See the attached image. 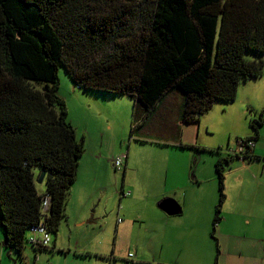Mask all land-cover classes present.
Returning a JSON list of instances; mask_svg holds the SVG:
<instances>
[{
  "label": "trees",
  "instance_id": "trees-1",
  "mask_svg": "<svg viewBox=\"0 0 264 264\" xmlns=\"http://www.w3.org/2000/svg\"><path fill=\"white\" fill-rule=\"evenodd\" d=\"M247 52L264 53V0H0V226L16 264H26V234L39 224L45 198L52 242L34 250L54 251L84 153L56 95L60 66L80 90L131 97L135 141L173 89L184 95V124H198L216 101L234 102L243 81L264 74V61L247 59ZM263 113L251 120L254 137L215 163V241L225 165L261 159L247 143L256 140ZM177 147L206 150L196 143Z\"/></svg>",
  "mask_w": 264,
  "mask_h": 264
},
{
  "label": "crops",
  "instance_id": "crops-1",
  "mask_svg": "<svg viewBox=\"0 0 264 264\" xmlns=\"http://www.w3.org/2000/svg\"><path fill=\"white\" fill-rule=\"evenodd\" d=\"M237 94L241 95L242 101L236 102H241L248 110L257 113L264 111V74L255 80L246 81ZM183 107L184 95L179 90L173 89L162 98L153 113L163 108L161 117L165 118V127L171 118H174L177 121V127H180L182 124L179 120L181 118L182 121ZM229 108L234 110L235 107ZM152 114L148 119L154 115ZM245 117H249V115L247 114ZM262 118L264 120V115ZM147 120L144 125L149 123ZM72 127L76 131L75 126L72 125ZM151 137L155 142L149 139ZM248 138L252 137H246V139ZM135 139L143 148L133 149L131 144L135 141L130 139L128 150L125 153V168L122 171L124 179L120 190L126 192L127 188L132 193L130 197L124 198L125 200L122 201V210V207L119 206L121 208L118 216H122V220L121 222L117 221L115 230L117 240L123 241L128 235L133 236L127 255L133 253L135 256L133 260L137 264H200L202 256L205 258L206 264H213L212 245L207 239H205L204 248L201 246L186 248L184 246L183 242L189 243L193 236H187L182 241L177 239L174 242L167 241L176 224L172 225V218L161 212L157 205L164 198H172L180 205L183 214L190 211L191 208L193 209L191 212L194 213L203 206H207L203 227L204 232H207L209 221L213 215L210 210L212 193L205 205L202 204V200L208 193V182L215 179V172L213 175L212 173L208 175L204 169L202 174L198 173L196 177H192L189 174L190 167L192 168L191 164L183 163L176 166L173 161L179 154L182 160L187 159L185 150L177 146L180 143L190 145L183 139L181 129L168 130L165 128L156 134L150 130L139 131ZM253 141L252 151L249 154L261 159L244 162L234 158L228 166L229 172L226 173V198L222 211L225 219L227 216L232 217L231 224L227 222L226 229L236 227L245 230V241L240 248L242 252L237 244H230V249H233L229 256L232 260L231 264H264V122L256 140ZM258 141L259 144L256 143ZM149 146L155 147L150 148ZM235 152L237 153V151ZM230 153L232 154V152H228V154ZM79 180L78 170L76 182L71 188L65 207L67 221L73 217L76 224L87 218L88 209L92 207L91 203L94 201L93 198H89L87 201L83 198L76 199L74 191L80 184ZM130 208H136L137 212L132 213ZM190 233H193V229ZM225 236L228 238L226 234ZM54 244V251H39L45 255L42 264H102V262L104 264L111 256L114 258L112 264H127L128 262L127 255L121 261L114 254L106 256L108 252L103 249L105 244L101 242L94 244V248H91V244L68 246ZM10 252L8 251L9 258L13 255ZM86 253L89 255H85ZM4 255L5 252L0 247V264L3 262L16 264L15 260L12 263L11 258L5 259ZM41 258L39 254H36L33 264H39ZM171 258H174L175 262L171 261ZM224 264L230 263L227 261Z\"/></svg>",
  "mask_w": 264,
  "mask_h": 264
},
{
  "label": "rangeland",
  "instance_id": "rangeland-1",
  "mask_svg": "<svg viewBox=\"0 0 264 264\" xmlns=\"http://www.w3.org/2000/svg\"><path fill=\"white\" fill-rule=\"evenodd\" d=\"M246 58L249 60H253V58L264 60V53L247 52ZM58 80L59 86L56 95L64 101L68 121L75 126L76 131L75 129L74 131L77 134V142L82 143L84 149V153L79 162L80 167L78 168L80 184L77 185L78 188H75L76 190L74 189V194L76 199L83 198V200L87 201L89 198H93L94 201L91 203L92 207L88 209L87 218L83 221H79L76 224L73 217L69 221L67 219L66 221L63 220L60 223L56 238L53 237V241L55 240L56 244H62L63 246L91 244V248H94V244L96 245L101 242L105 244L103 249L108 252L106 256L114 254L121 261L126 257L128 250L131 248L133 236L128 235L126 239L119 241L115 235V230L117 229L118 219L122 220V216H118L119 209L122 207L121 203L125 200L124 198L130 196L122 195L120 185L124 179V174L122 171L116 170L113 167V161L119 156L125 155L128 150L134 120V101L128 96H112L80 90L74 86L63 66L59 67ZM249 80L252 81L255 79ZM245 82L243 81L241 83L237 93ZM72 98L74 99L72 100ZM236 101H242L240 94H237L236 100L231 103L216 101L208 112L200 116L199 124H184L180 118L179 121L182 124L180 127H177V121L174 118L169 119L167 121V127H165V118L161 117L163 108H160V110L154 112V115L152 114L153 116L147 120L149 123L142 126L139 130L140 132L150 130L153 134H156L165 128L168 130L181 129L183 139L186 142L190 144L196 142L197 145L206 149L199 153L192 150H185L184 153H186L187 159L182 160L179 154L173 162L176 166L182 165L183 163L192 165L195 160L196 165L193 177H196L198 173L202 174L204 169L208 175L209 173L213 175L215 172V179L208 182V193L204 195L202 200V204L205 205L212 193V207H210V210L213 215L211 221H209L208 231L204 232L203 229L207 206H203L199 211L194 213L191 212L193 210L191 208L190 211H186L184 214L182 212L180 216L171 217L172 225L173 223L176 225L172 229L167 241L174 242L176 239L182 241L187 236H193V238H190L189 243L183 242L184 246L186 248L194 246L204 248L205 239H207L212 245L213 252L211 257L213 264L216 257L218 264H224L227 261L231 264L232 260L229 256H231L233 249H230V244H237L240 249L245 241L244 229H237L234 226V229H226L227 222L231 224L232 217L227 216L225 219L223 211L221 212L222 220L215 227L214 238L216 241L211 238L213 229L211 223L214 216V208L219 201V182L215 171V163L218 158L225 157L228 152H238L239 144L246 137H254V130L250 126L251 120L255 117L258 119L260 114L263 113V111L257 113L248 110L244 104H241V102L237 103ZM232 106L235 107L234 110L229 108ZM247 114L249 117H245ZM149 139L155 142L153 137ZM252 142L254 141L252 140ZM256 143L259 144V141ZM139 145L141 144L136 141L131 144L133 149L136 147L142 149L143 146ZM149 147L152 148L155 146ZM228 168L225 165V179L226 173L230 170ZM37 189L39 192H43L44 186L37 184ZM126 192L132 193L127 188ZM129 210L132 213L137 212L136 208H130ZM92 211L93 213H91ZM91 215H93V223L86 224L85 222ZM192 229L193 233H190ZM225 234L228 238H226ZM3 238L4 232L0 226V247L5 252V259L9 260L11 258V262L15 260L19 263L16 253L2 246ZM217 245L219 253L216 251ZM8 251H11L10 254H13L10 258L8 257ZM240 251L242 252V249ZM36 254H39L40 258L43 257L39 262V264H42L45 257L44 253L34 250L30 245H26L24 249L26 264H33ZM200 260V264H206L203 256ZM171 261L175 262L174 258H171Z\"/></svg>",
  "mask_w": 264,
  "mask_h": 264
},
{
  "label": "built area",
  "instance_id": "built-area-1",
  "mask_svg": "<svg viewBox=\"0 0 264 264\" xmlns=\"http://www.w3.org/2000/svg\"><path fill=\"white\" fill-rule=\"evenodd\" d=\"M247 145L252 147L251 142H248ZM123 160H124V156H119L117 159L113 161V167L117 170L123 169L124 167ZM240 160L243 161L242 159ZM127 195L128 194H125V196ZM49 204H50L49 198H45V200L42 202V207H41V213L43 216L41 217L39 224L36 226H32L27 231L26 242H27V245H30L32 248H35V249L45 248V247L50 246L52 242V236L47 229V225L44 222V217L47 216L46 214L48 212ZM118 222H121V220L118 219ZM134 257L135 256L133 253H129L127 255V260H128L127 264H137L133 260ZM113 259L114 258H109V260L104 264H112Z\"/></svg>",
  "mask_w": 264,
  "mask_h": 264
},
{
  "label": "water",
  "instance_id": "water-1",
  "mask_svg": "<svg viewBox=\"0 0 264 264\" xmlns=\"http://www.w3.org/2000/svg\"><path fill=\"white\" fill-rule=\"evenodd\" d=\"M195 165H196V161L194 160V162L192 163V168H191V172H190V175L192 177L194 176L193 174H194ZM45 174H46L45 171H42L40 173L37 184L41 185L43 183ZM157 207L161 212H163L164 214H166L167 216H170V217L179 216L182 212L180 205L174 199H171V198L162 199L158 203ZM91 213H93V211ZM85 223L86 224L93 223V215H91Z\"/></svg>",
  "mask_w": 264,
  "mask_h": 264
}]
</instances>
